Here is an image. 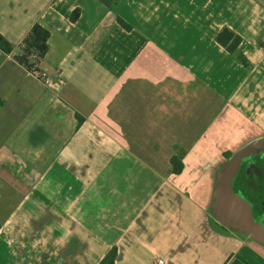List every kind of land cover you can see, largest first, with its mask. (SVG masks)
<instances>
[{
    "label": "crops",
    "instance_id": "obj_1",
    "mask_svg": "<svg viewBox=\"0 0 264 264\" xmlns=\"http://www.w3.org/2000/svg\"><path fill=\"white\" fill-rule=\"evenodd\" d=\"M36 24L45 80L0 52V264H264L212 213L264 143V0H0L15 52Z\"/></svg>",
    "mask_w": 264,
    "mask_h": 264
},
{
    "label": "trees",
    "instance_id": "obj_2",
    "mask_svg": "<svg viewBox=\"0 0 264 264\" xmlns=\"http://www.w3.org/2000/svg\"><path fill=\"white\" fill-rule=\"evenodd\" d=\"M107 6L111 7L116 0H102ZM80 16V10H76L71 21L75 22ZM117 23L126 31H131L132 27L122 18H117ZM50 32L43 26L36 24L20 44L18 51L15 52L14 46L0 34V52L13 55L14 60L24 67L28 72L35 75L42 73L40 64L49 51ZM219 45L225 48L230 54L236 55L241 63L247 66V60L242 53H239V47L242 38L229 28H223L216 38ZM173 172L180 174L183 171V163L177 157L172 159ZM1 227V225H0ZM117 255L116 249L112 250L101 264H115ZM226 264H244L238 259H229Z\"/></svg>",
    "mask_w": 264,
    "mask_h": 264
},
{
    "label": "water",
    "instance_id": "obj_3",
    "mask_svg": "<svg viewBox=\"0 0 264 264\" xmlns=\"http://www.w3.org/2000/svg\"><path fill=\"white\" fill-rule=\"evenodd\" d=\"M262 142V140L255 142L254 145L247 149L246 155L242 156L238 162L234 161V159L231 160L230 165L220 173L219 184L214 195L212 213L216 220L227 229L264 246V231L259 229L260 225L253 215L251 203L240 197L235 192L233 184H231L243 159L249 158L254 153L259 154L257 149L260 146H262L261 151L264 155V143L262 144Z\"/></svg>",
    "mask_w": 264,
    "mask_h": 264
},
{
    "label": "flooded vegetation",
    "instance_id": "obj_4",
    "mask_svg": "<svg viewBox=\"0 0 264 264\" xmlns=\"http://www.w3.org/2000/svg\"><path fill=\"white\" fill-rule=\"evenodd\" d=\"M247 152L248 150H245L240 155L229 158L227 166L233 159L238 162ZM261 153L262 151L260 155L254 153L249 158L243 159L231 184L240 197L251 203L253 215L260 225L259 229L264 231V155Z\"/></svg>",
    "mask_w": 264,
    "mask_h": 264
},
{
    "label": "built area",
    "instance_id": "obj_5",
    "mask_svg": "<svg viewBox=\"0 0 264 264\" xmlns=\"http://www.w3.org/2000/svg\"><path fill=\"white\" fill-rule=\"evenodd\" d=\"M37 76L39 78L43 79V80H45L47 78L46 74H44L43 72L37 74ZM60 83L63 84V80H61ZM152 264H166V263H165V260L163 258L157 257V258H155V260H153V263Z\"/></svg>",
    "mask_w": 264,
    "mask_h": 264
}]
</instances>
